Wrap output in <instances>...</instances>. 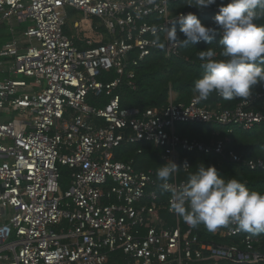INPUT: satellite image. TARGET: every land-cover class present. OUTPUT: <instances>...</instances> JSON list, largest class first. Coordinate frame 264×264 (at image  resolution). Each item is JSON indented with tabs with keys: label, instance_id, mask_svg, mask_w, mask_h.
<instances>
[{
	"label": "built area",
	"instance_id": "1",
	"mask_svg": "<svg viewBox=\"0 0 264 264\" xmlns=\"http://www.w3.org/2000/svg\"><path fill=\"white\" fill-rule=\"evenodd\" d=\"M178 1L0 0V36L3 29L10 36L0 72L10 65L14 76L34 80H0V264H121L115 254L125 264H264L254 237L234 222L212 233L243 236L241 244H206L194 227L184 231L170 192L159 204L155 171L118 159L125 146L153 144L183 168L180 151L224 157L226 143L183 138L178 124L264 123V109L251 108L264 93L234 109L205 108L197 97L144 111L122 106V86L137 88L134 67L156 51L180 54L166 39ZM69 9L98 20L108 40L76 44L65 33ZM157 36L163 49L152 43ZM60 167L69 171L66 188ZM170 183L179 189L185 181L176 172ZM162 210L174 226L157 216Z\"/></svg>",
	"mask_w": 264,
	"mask_h": 264
},
{
	"label": "clouds",
	"instance_id": "2",
	"mask_svg": "<svg viewBox=\"0 0 264 264\" xmlns=\"http://www.w3.org/2000/svg\"><path fill=\"white\" fill-rule=\"evenodd\" d=\"M217 4V0H187L189 7L200 11ZM259 10V11H258ZM264 15V0H228L220 3L213 17L216 27L206 26L197 14L181 13L166 31L170 44L183 47L200 41L211 44L219 35L220 56L208 48L198 52L203 74L194 81L197 99L207 100L216 93L224 100L247 99L253 87L264 82V24L256 23ZM184 39L177 35L176 24ZM153 45L163 49L165 44L157 36ZM191 166L185 161L183 168ZM181 169L169 159L158 167L156 176L162 192H170V211L178 214L191 227L203 224L209 231L235 223L239 231L259 234L264 232V194L250 190L245 183L225 178L214 165L199 163L189 172L179 189L172 186L173 174Z\"/></svg>",
	"mask_w": 264,
	"mask_h": 264
},
{
	"label": "trees",
	"instance_id": "3",
	"mask_svg": "<svg viewBox=\"0 0 264 264\" xmlns=\"http://www.w3.org/2000/svg\"><path fill=\"white\" fill-rule=\"evenodd\" d=\"M227 3L228 0H217V4L199 13V9L189 7L187 0H179L172 5V16L182 12H192L198 15L201 22L206 26L216 27L213 22V17L217 14L220 3ZM259 11V10H258ZM160 21V20H159ZM258 24H264V15L256 21ZM177 35L180 39H184L182 33L179 32L180 25H175ZM4 35L1 40H9V34L6 29H3ZM218 35L211 44L202 42L195 45L183 47L180 45V54L178 56L166 57L163 51H156L150 57L140 62L138 66L134 67L136 90L132 91L126 85H123L120 92L122 96V106L124 108H135L144 111L148 108H162L169 104L170 101L175 103L189 104L197 94L193 92L194 81L200 78L203 74V69L200 67L201 61L198 59V52L214 48L216 56L214 59H222L220 56V45ZM5 41V42H6ZM253 94L255 96L264 93V82H261L253 87ZM251 96V97H252ZM250 98V97H249ZM248 99V98H247ZM247 99H233L231 101L224 100L216 93H212L207 100H201V106L209 109H234ZM252 109L260 111L264 109V102H255ZM250 108V109H251ZM178 133L183 138L190 140H197L207 145L215 141L223 140L226 143L225 156L217 154L204 155L198 153H186L180 151V163L187 160L190 164L188 172H184L182 168L178 171V178L181 181L187 179L189 172H195L199 163L206 166L214 165L221 175L225 178L235 177L250 190H255L264 194V168L255 170L250 169L247 165L250 161H264V123L256 125L249 130H245L239 126H220L216 124H185L178 126ZM142 153L138 154L137 151ZM163 150L154 146L153 144H142L139 146H125L118 152V159L125 162H133L138 170H154L155 177L158 183L156 172L159 166L166 163L161 155ZM231 154H237L242 158L241 163L233 162L230 159ZM63 181L62 186L66 188V182L69 175L67 168L62 169ZM158 192L161 196L159 204H164L168 199L169 193L162 192L158 187ZM165 218L169 225L174 226V218L166 210H162L157 216ZM157 217H155L156 219ZM181 225L183 230L191 228L181 217ZM199 235L200 241L206 244H213L216 246H227L234 244H241L242 237H227L221 238L214 235L203 224L194 227ZM251 235L255 239V250L264 256V232ZM243 248V246H241ZM113 257L121 259V264H125L122 260L121 254H115ZM193 264H215L214 262L207 263H193ZM217 264H235L227 261H220Z\"/></svg>",
	"mask_w": 264,
	"mask_h": 264
},
{
	"label": "rangeland",
	"instance_id": "4",
	"mask_svg": "<svg viewBox=\"0 0 264 264\" xmlns=\"http://www.w3.org/2000/svg\"><path fill=\"white\" fill-rule=\"evenodd\" d=\"M90 20V19H89ZM88 19H85L84 14L78 11H73V10H67V20H66V27H65V33L72 38L71 36H77L79 35L80 37H84V38H94L96 40H99L100 38H105L106 36V32L102 26V24H100L99 22L95 23V30L94 28H91L90 26V21ZM75 22L80 23V29L76 32V30L74 29L73 24ZM24 27V26H23ZM97 29V30H96ZM7 33V31H6ZM1 37V36H0ZM10 38V37H9ZM5 39L0 38V46L5 42ZM23 41V40H21ZM7 78H12V79H19V80H26L28 83H33L34 80L32 79H28L25 78L23 76H14L12 71L10 70V65H4L3 66V70L2 72H0V80H4ZM14 116V115H11ZM180 126L179 124L177 125ZM64 167H60L61 171ZM64 178H62L63 181ZM68 181V178H67Z\"/></svg>",
	"mask_w": 264,
	"mask_h": 264
},
{
	"label": "crops",
	"instance_id": "5",
	"mask_svg": "<svg viewBox=\"0 0 264 264\" xmlns=\"http://www.w3.org/2000/svg\"><path fill=\"white\" fill-rule=\"evenodd\" d=\"M69 10H72V9H69ZM73 11H75V10H73ZM76 12V11H75ZM89 20V19H88ZM90 21V26H91V28H94V30H95V23L97 22L98 23V20H96V19H90L89 20ZM73 26H74V29L76 30V32L80 29V23H78V22H75L74 24H73ZM76 26H78V27H76ZM21 27V26H20ZM22 28V27H21ZM97 30V29H96ZM4 30H2L1 31V35L3 36L5 33L3 32ZM72 38V40L76 43V44H78V45H82L83 46V41L84 40H87V39H91V40H93V41H95V42H101V41H107L108 39H107V37H103V38H100L99 40H96V39H94V38H91V37H87V38H84V37H80L79 35H77V36H71Z\"/></svg>",
	"mask_w": 264,
	"mask_h": 264
}]
</instances>
